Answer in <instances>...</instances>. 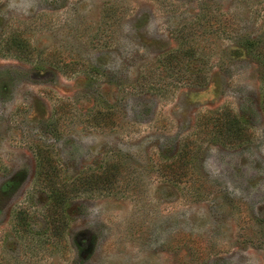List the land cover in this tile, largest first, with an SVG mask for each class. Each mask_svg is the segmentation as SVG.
Here are the masks:
<instances>
[{
	"label": "rangeland",
	"instance_id": "374dc122",
	"mask_svg": "<svg viewBox=\"0 0 264 264\" xmlns=\"http://www.w3.org/2000/svg\"><path fill=\"white\" fill-rule=\"evenodd\" d=\"M0 264H264V0H0Z\"/></svg>",
	"mask_w": 264,
	"mask_h": 264
},
{
	"label": "trees",
	"instance_id": "16d2710c",
	"mask_svg": "<svg viewBox=\"0 0 264 264\" xmlns=\"http://www.w3.org/2000/svg\"><path fill=\"white\" fill-rule=\"evenodd\" d=\"M218 123V122H217ZM214 124H216V122H214ZM217 126H219V125H217ZM226 134H229L228 132L226 133ZM168 174L169 175H172L174 172L172 171L173 169H172V167H169L168 169ZM52 216V215H51ZM56 218V217H55ZM57 219V218H56ZM49 221H50V223H52V225H53V227L54 226H56L55 224H54V222L56 223V220H54L53 221V219H52V217H50V219H49ZM59 223H60V221H58ZM60 226V225H59Z\"/></svg>",
	"mask_w": 264,
	"mask_h": 264
}]
</instances>
